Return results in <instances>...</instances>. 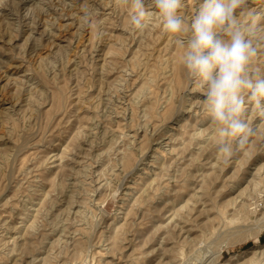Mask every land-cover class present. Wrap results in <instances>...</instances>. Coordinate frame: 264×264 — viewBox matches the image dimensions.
Wrapping results in <instances>:
<instances>
[{
  "label": "rangeland",
  "instance_id": "obj_1",
  "mask_svg": "<svg viewBox=\"0 0 264 264\" xmlns=\"http://www.w3.org/2000/svg\"><path fill=\"white\" fill-rule=\"evenodd\" d=\"M130 15L0 0V264H264V114L223 159L182 50ZM238 15L264 36V0Z\"/></svg>",
  "mask_w": 264,
  "mask_h": 264
},
{
  "label": "clouds",
  "instance_id": "obj_2",
  "mask_svg": "<svg viewBox=\"0 0 264 264\" xmlns=\"http://www.w3.org/2000/svg\"><path fill=\"white\" fill-rule=\"evenodd\" d=\"M124 3L133 30L142 32L155 17L182 50L188 75L205 88L201 103L213 122L221 157L227 160L235 148L243 149L251 134L244 119L248 105L264 114V73L257 67L264 36L254 24L241 22L238 10L245 0H194V15L187 17L185 0Z\"/></svg>",
  "mask_w": 264,
  "mask_h": 264
},
{
  "label": "bare ground",
  "instance_id": "obj_3",
  "mask_svg": "<svg viewBox=\"0 0 264 264\" xmlns=\"http://www.w3.org/2000/svg\"><path fill=\"white\" fill-rule=\"evenodd\" d=\"M16 5V4H15ZM5 6H7V5H5ZM73 6V5H72ZM96 9V8H95ZM71 11V10H70ZM41 13V12H40ZM71 13V12H70ZM53 14V13H52ZM51 16V15H50ZM112 16V15H111ZM77 17V16H76ZM39 20V19H38ZM44 20V19H43ZM48 20V19H47ZM45 24V23H44ZM42 25V24H41ZM83 28V27H82ZM83 30V29H82ZM32 31V30H31ZM49 34V33H48ZM57 36V35H56ZM65 54V53H64ZM66 56V55H65ZM146 106V105H145ZM30 202V201H29ZM67 205V204H66ZM256 208H257V205H256ZM33 227V226H32ZM15 228V227H14ZM14 230V229H13ZM257 230V229H256ZM264 230V226H261V227H259L258 228V230L257 231H263ZM258 233V232H257ZM256 233V234H257ZM255 234V235H256ZM262 259H264V255L262 254ZM260 264V263H259Z\"/></svg>",
  "mask_w": 264,
  "mask_h": 264
}]
</instances>
